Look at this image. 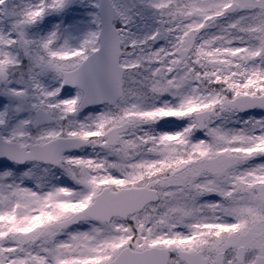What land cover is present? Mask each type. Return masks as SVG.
Here are the masks:
<instances>
[{"label": "snow or ice", "instance_id": "snow-or-ice-1", "mask_svg": "<svg viewBox=\"0 0 264 264\" xmlns=\"http://www.w3.org/2000/svg\"><path fill=\"white\" fill-rule=\"evenodd\" d=\"M0 264H264V0H0Z\"/></svg>", "mask_w": 264, "mask_h": 264}]
</instances>
